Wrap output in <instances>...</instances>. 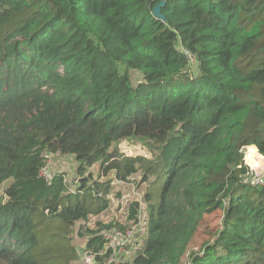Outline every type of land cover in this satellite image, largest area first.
Returning a JSON list of instances; mask_svg holds the SVG:
<instances>
[{"label": "trees", "instance_id": "16d2710c", "mask_svg": "<svg viewBox=\"0 0 264 264\" xmlns=\"http://www.w3.org/2000/svg\"><path fill=\"white\" fill-rule=\"evenodd\" d=\"M244 147L264 156V0H0V264L77 261L75 225L110 205L109 185H89L96 164L147 185L125 224L87 230L86 251L142 220L123 264H264ZM48 154L75 158L74 193L40 177Z\"/></svg>", "mask_w": 264, "mask_h": 264}, {"label": "rangeland", "instance_id": "374dc122", "mask_svg": "<svg viewBox=\"0 0 264 264\" xmlns=\"http://www.w3.org/2000/svg\"><path fill=\"white\" fill-rule=\"evenodd\" d=\"M191 72V75L197 73L196 65H193L191 67ZM135 79H137V76ZM117 149H119L122 154L128 156H145L148 158L151 157L150 152L144 145L134 141H122L117 144ZM253 151L257 152V158L258 156L263 157L259 154L258 149L257 151ZM46 157L47 159L45 161V167H48V170L50 171V173H52L51 175H53L54 180L56 178H62L67 193H74L79 188L80 182L83 179V177H81L77 172L78 163L76 162L75 158L73 156H62L59 154H48ZM246 162L251 166L255 165L254 169L257 173L262 174L264 172V164H262V162H259V165L258 160L256 158L248 157L247 155L245 156V163ZM87 173L92 174V177L90 179L88 177V174L85 176L87 177V179H89V185H93L96 182L97 184L105 183L106 185H109L111 187V191L107 196L110 205L109 208L104 211L101 215L91 217L86 223L78 222L75 225L74 232L72 235L73 246L77 254L79 255V258L72 264H84L83 256L86 249L85 245L89 237L87 230L99 228L98 223L109 224L111 222H118L125 224L131 203L134 201H144V195L147 185L146 183H141L140 173L133 176L129 182H122L118 180L114 172L110 173L108 176H104V172L102 169H100L99 164L94 165L91 169L87 171ZM54 180L51 185H53ZM8 186L9 182L0 186V196L3 195L5 188ZM221 215V212H218L212 216H209L206 222L208 226L212 228L219 225L221 221ZM202 233H204V231ZM140 235L143 236L144 233L141 232ZM204 239H207V234L199 235V238L196 241L195 249L200 248V243H202ZM143 242L137 245L136 247L132 246L128 250L129 253L126 255L125 259L126 263L128 261H131L135 257L137 251L143 248ZM186 264H188V261Z\"/></svg>", "mask_w": 264, "mask_h": 264}, {"label": "built area", "instance_id": "2783aa9c", "mask_svg": "<svg viewBox=\"0 0 264 264\" xmlns=\"http://www.w3.org/2000/svg\"><path fill=\"white\" fill-rule=\"evenodd\" d=\"M189 58L192 59L193 57L189 55ZM245 150L247 151L245 156H247L249 151L247 149ZM246 165L249 167V173H247V175L250 177L249 180L251 181V184L264 187V172L262 174L257 173L254 166L249 165L247 162ZM51 174L52 173H50L48 167H43L40 171V177L43 178L49 185H51L54 180V177ZM143 226L144 221L140 220L139 223L131 225L126 231L118 229L104 231V249L98 253H91L85 250L83 256L84 264H97L96 258L98 256H105L106 254H109V257L106 258L105 264L125 263L126 255L129 253L128 250L132 246L136 247L139 245L137 244V240L142 237L140 234L143 232Z\"/></svg>", "mask_w": 264, "mask_h": 264}, {"label": "water", "instance_id": "95a60500", "mask_svg": "<svg viewBox=\"0 0 264 264\" xmlns=\"http://www.w3.org/2000/svg\"><path fill=\"white\" fill-rule=\"evenodd\" d=\"M165 4V1L161 2L159 5H157L153 11V15L162 19V20H165V17L164 15L161 13V8L164 6Z\"/></svg>", "mask_w": 264, "mask_h": 264}, {"label": "bare ground", "instance_id": "6f19581e", "mask_svg": "<svg viewBox=\"0 0 264 264\" xmlns=\"http://www.w3.org/2000/svg\"><path fill=\"white\" fill-rule=\"evenodd\" d=\"M245 149H247L248 151H249V154H248V157H254V158H256L257 160H258V164L260 165V163L259 162H262V164H264V158L263 157H259L258 156V158L256 157L257 156V152H254L253 150V148H246L245 147ZM253 164V163H252ZM254 165V164H253ZM255 166V165H254Z\"/></svg>", "mask_w": 264, "mask_h": 264}, {"label": "crops", "instance_id": "0c3cea01", "mask_svg": "<svg viewBox=\"0 0 264 264\" xmlns=\"http://www.w3.org/2000/svg\"><path fill=\"white\" fill-rule=\"evenodd\" d=\"M250 147V146H249ZM246 148H248V147H246ZM256 150H257V148H256Z\"/></svg>", "mask_w": 264, "mask_h": 264}]
</instances>
